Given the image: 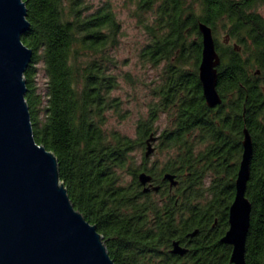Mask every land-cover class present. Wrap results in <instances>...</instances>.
Wrapping results in <instances>:
<instances>
[{
    "label": "trees",
    "instance_id": "1",
    "mask_svg": "<svg viewBox=\"0 0 264 264\" xmlns=\"http://www.w3.org/2000/svg\"><path fill=\"white\" fill-rule=\"evenodd\" d=\"M25 2L31 24L22 40L33 49L25 78L34 137L57 155L73 203L104 235L115 263L232 264L231 245L221 238L229 228L247 128L254 152L246 263L264 264V17L257 11L264 0H136V16L149 36L141 59L163 67L152 89L156 100L133 137L105 127L107 112L122 104L112 94L119 87L113 50L122 25L111 3ZM200 22L212 27L221 57L223 101L215 107L207 105L199 78ZM219 25L223 41L216 38ZM161 113L167 122L156 135ZM151 134L169 153L161 167L148 166L146 155L138 163L134 155L146 149ZM144 171L158 191L144 190ZM166 173L178 180L171 189ZM196 229L184 257L170 252L175 239L188 241Z\"/></svg>",
    "mask_w": 264,
    "mask_h": 264
},
{
    "label": "water",
    "instance_id": "2",
    "mask_svg": "<svg viewBox=\"0 0 264 264\" xmlns=\"http://www.w3.org/2000/svg\"><path fill=\"white\" fill-rule=\"evenodd\" d=\"M27 14L25 0H0V264H116L97 225L73 203L57 155L34 137L25 78L33 49L22 40L31 24ZM199 29V78L207 105L215 107L223 101L217 87L221 57L212 27L200 22ZM155 140L154 134L147 140V157L155 151ZM242 144L229 228L221 238L231 245L232 264H247L252 203L246 191L254 152L247 128ZM164 179L178 183L172 173ZM139 180L145 191L160 188L145 171ZM172 252L184 255L188 248L174 241Z\"/></svg>",
    "mask_w": 264,
    "mask_h": 264
},
{
    "label": "rangeland",
    "instance_id": "3",
    "mask_svg": "<svg viewBox=\"0 0 264 264\" xmlns=\"http://www.w3.org/2000/svg\"><path fill=\"white\" fill-rule=\"evenodd\" d=\"M93 8L99 7L104 2H110L117 18L120 20L122 30L118 46L113 50V54L118 60L117 67L113 68L119 77V87L113 90L112 94L121 99L122 104L119 111H108V121L105 127L108 130H118L129 136H135L137 122L148 114V105L156 100L152 89L159 83L163 64L154 67L144 64L140 53L149 40V36L144 27L140 25L136 16V0H87ZM257 11L264 17V4H261ZM216 38L223 41L226 38L225 30L218 26ZM130 74L131 79L128 78ZM39 85L44 88L46 77L41 71L38 75ZM166 115L161 113L160 119L156 122L157 132L166 126ZM157 137V136H156ZM158 140L153 142L155 151L147 157L148 166H162L168 158L167 151L160 150ZM145 148L135 151L137 162H143ZM127 181L131 180L130 175L124 177Z\"/></svg>",
    "mask_w": 264,
    "mask_h": 264
},
{
    "label": "flooded vegetation",
    "instance_id": "4",
    "mask_svg": "<svg viewBox=\"0 0 264 264\" xmlns=\"http://www.w3.org/2000/svg\"><path fill=\"white\" fill-rule=\"evenodd\" d=\"M227 42H228V40H227ZM153 183L156 185V181L155 180H153ZM170 185V189L171 188H173V186L171 185V184H169ZM197 230V229H196ZM192 233V232H191ZM191 233H189L188 235H187V239H188V241L186 240L185 242H182L181 240H179V239H175L174 241H179V243L182 245V246H184V247H186V248H188V250H191L192 249V246H193V244H194V238H195V236H196V234L198 233H196L195 235H191ZM173 241V242H174ZM172 249H173V243H172V247H171V249H170V252L171 253H173L172 252ZM173 254H176V255H179V256H183L184 257V255H180V254H178V253H173ZM186 255V254H185Z\"/></svg>",
    "mask_w": 264,
    "mask_h": 264
}]
</instances>
